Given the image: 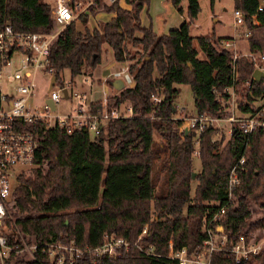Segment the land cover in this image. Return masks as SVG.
Segmentation results:
<instances>
[{
    "label": "trees",
    "instance_id": "obj_1",
    "mask_svg": "<svg viewBox=\"0 0 264 264\" xmlns=\"http://www.w3.org/2000/svg\"><path fill=\"white\" fill-rule=\"evenodd\" d=\"M99 1L88 11L101 8L114 16L82 31L75 29L73 20L68 22L48 44V65L56 77L66 69L73 79L91 72L99 63L101 44L106 43L115 61H126L132 85L102 102H90L87 110L116 107L121 112L128 103L132 115L109 116L95 136L82 129L38 124L34 162L15 177L9 203L14 223L40 242L72 241L74 246L92 249L102 243L104 234L127 242L112 256L85 253L73 264H176L166 256L168 241L172 248L184 247L187 252L200 245L205 235L202 220L209 214L206 202L212 209L223 204L224 176L242 157L239 182L218 225L228 237L247 235L255 242L264 232V129L244 135L232 127L226 137L215 136L216 129L210 126L195 135L179 131L180 120L173 117L177 109L172 84L189 85L194 109L189 116L227 117L223 89L230 85L238 115H256L261 107L257 102L264 95V71L256 79L251 75L256 55L264 52V0H232L248 29L249 54L223 47V38L211 31L194 38L201 58L188 32L199 9L197 0H186L185 19L162 34L139 26V10L147 0H125L128 9L116 1ZM170 2L180 11L179 0ZM5 23L18 30L54 29L50 7L43 0H0V28ZM126 44L137 51L130 52ZM153 96L159 101L153 102ZM195 149L200 168L191 177ZM256 211L260 214L253 217ZM148 246L151 251L146 253ZM210 261L264 264V251L240 263H234L229 252L214 251ZM13 264L46 263L16 259Z\"/></svg>",
    "mask_w": 264,
    "mask_h": 264
},
{
    "label": "built area",
    "instance_id": "obj_2",
    "mask_svg": "<svg viewBox=\"0 0 264 264\" xmlns=\"http://www.w3.org/2000/svg\"><path fill=\"white\" fill-rule=\"evenodd\" d=\"M69 0H54L51 17L57 25L55 32H38L15 29L5 23L0 28V264H13L17 259L31 261L44 260L46 264H73L74 260L85 253L93 257L112 256L120 248L124 249L127 242L112 234H104L102 243L90 248L86 245L77 247L72 241L48 242L30 239L14 223L9 210L16 175L30 167L34 162L37 147V125L43 124L48 129L60 128L66 131L82 129L88 135L95 136L100 131L106 119L121 115H132L131 105H124L121 112L116 107H103L99 111L89 112L87 106L81 105L83 97L71 90L70 80H64L60 74L55 76L54 70L48 65V44L53 36L68 22L74 19L76 12L68 5ZM108 3L118 0H104ZM74 6H78L76 3ZM261 6H257L259 10ZM234 26L242 27L240 36L246 38L248 29L244 26L242 12L232 8ZM225 48L232 43L223 40ZM254 69L264 71V52L256 55ZM120 72H127L126 66ZM46 78V93L41 102H35L36 76ZM54 79L51 81V77ZM251 78L252 75H251ZM247 83V81H246ZM66 91V96L62 94ZM223 93L227 96L226 103L229 115L225 118L213 117L206 114L175 117L180 120L179 131L191 132L193 135L204 127L218 128V122L228 121L227 135L232 127L240 133L248 135L256 129H264V107L261 106L256 115L234 117V89L226 86ZM74 97L77 102L66 111H57L60 99L68 100ZM159 96H153L152 101H159ZM49 100L52 107L46 102ZM126 111V113H125ZM198 139H194L196 145ZM193 153H196L195 149ZM242 157L233 162L224 176L225 200L222 205L212 209L211 203L206 202L208 215L202 220L205 233L198 247L187 252L184 247L172 248L168 241L166 256L176 264H211L210 256L214 251L229 252L234 263H240L249 255H257L264 251V233L255 241L247 235L228 237L221 231L220 220L226 205L231 201V192L239 182L238 174L242 170ZM144 229L141 230V233ZM151 251L148 246L146 253Z\"/></svg>",
    "mask_w": 264,
    "mask_h": 264
},
{
    "label": "rangeland",
    "instance_id": "obj_3",
    "mask_svg": "<svg viewBox=\"0 0 264 264\" xmlns=\"http://www.w3.org/2000/svg\"><path fill=\"white\" fill-rule=\"evenodd\" d=\"M49 1V0H46ZM198 1V12L193 19L192 23L189 25V34L191 36H197V35H205L210 33V30L213 29L216 35H222L225 40L231 42L230 35L234 29V24L232 22V17H231V11H232V0H212L210 3V0H197ZM118 3V1H116ZM99 4H106L108 2L104 0H100L98 2ZM186 1L184 2V4ZM146 10H142L140 12V16L143 19V21L147 24L148 20H150V28L152 30H155V32H165L166 29L164 27L170 24V19L167 17V10L169 9L168 7V0H147L146 3ZM181 3H178V6H180ZM160 6L165 7L166 12H157L160 8ZM186 7V4H185ZM101 9V8H100ZM79 10H76L75 17H77L79 20H81L84 16L83 13L78 12ZM177 9H175V12ZM93 13V12H90ZM176 14H178L176 12ZM98 24V23H97ZM165 30V31H164ZM240 31L241 28L235 29V37L236 38V44L231 46L230 49L235 52V53H240L238 50H244V43L242 37H240ZM194 43V42H193ZM195 47L196 43L194 44ZM234 47L233 50L232 48ZM198 50V48H197ZM104 52H101L100 56L102 58ZM197 57L201 58L202 53L198 50L197 51ZM125 62V61H123ZM121 63V65H125V63ZM100 66L101 63H98L96 66ZM120 65V66H121ZM98 66V67H99ZM92 71V70H91ZM88 73H84L82 75L75 76L73 79H69L68 71L66 69H63L60 72L61 78L64 80H70L71 84L74 85L75 90H79L78 93L80 94V87H77L81 82L87 84L86 82L83 81V78L88 81L87 78L91 77L92 75H88ZM75 80V81H74ZM90 81V79H89ZM36 90H35V102H41L43 99V96L46 93V87H47V82L46 78L43 77V75L39 74L36 76ZM83 89H87L86 85H82ZM173 88L175 89V97L173 99V103L176 106V111L174 113L173 117H186L191 114L194 109H193V97L191 90L189 88V85L186 83H173L172 84ZM101 85H93L90 89V96L95 94V92L98 90L100 91ZM86 93V91H85ZM235 97V96H234ZM85 101L81 103L83 106L86 104L88 98L85 97ZM77 102V100L74 97H70L68 100L66 99H60L59 103L56 106L57 111H66L67 108L71 105H74ZM262 102L264 103V97ZM126 113V111H125ZM234 117L239 116L238 112L236 110H233ZM218 128L216 129L215 136L218 135H223L224 137L227 136V129L230 125V123L226 120L218 122ZM91 136V135H90ZM155 140H158V135L154 134ZM28 168V167H27ZM24 169L25 171L27 170ZM200 168L199 160L196 155V153H193L191 156V169L194 173H196ZM161 176V173L158 172L157 177L159 178ZM155 179V187H158L160 185V180ZM16 182V180H14ZM193 186H194V180L191 181L190 183V190H189V196L192 195L193 191ZM190 201V200H189ZM186 205V204H185ZM184 205V207H185ZM183 207V208H184ZM260 214V211H256L253 214V217L257 216ZM264 233V232H263ZM261 233V235L263 234ZM260 235V236H261ZM259 236V237H260Z\"/></svg>",
    "mask_w": 264,
    "mask_h": 264
},
{
    "label": "crops",
    "instance_id": "obj_4",
    "mask_svg": "<svg viewBox=\"0 0 264 264\" xmlns=\"http://www.w3.org/2000/svg\"><path fill=\"white\" fill-rule=\"evenodd\" d=\"M43 1L48 4V6L50 7V11H51V9L53 8V5H54V0H49V1L43 0ZM94 1L95 0H69L68 1V5L73 10V12H76V10L78 9L79 10L78 12H81L84 14V16L81 20H79L77 17H74L73 23H74V27L76 30L82 31L84 27L91 29V28L95 27L97 25V23L107 21L114 16L113 12L105 11L102 9H97L93 13H90L88 11L89 10L88 6L89 5L92 6ZM185 1L186 0H179V3H181V5L179 6L180 11H176L178 13V14H176V12H175L176 8L173 7L170 0H168V6H169L168 8L169 9L167 10V12H168L167 17H169V19H170V24L168 26L166 25L164 27V29H166V31L164 30L165 32H161V31L155 32V30L151 29L153 31V33L162 34V33H166L169 29L177 28L179 26V24L186 17V15H185V4L186 3L184 4ZM76 3H78V6H74ZM117 5L122 7V8H126V9H128L130 7V4L126 3L125 0H118ZM142 10H146V5L143 4L139 10V14H138L139 26L143 27V28L150 27V20H148V23L146 24L140 16V12ZM157 12H163L164 13V12H166V9L163 6H160V8ZM53 23H54V21H53ZM53 28L54 29L52 32H55L58 29L57 25L55 23H54ZM237 28L242 29V27L234 26V29L230 35V38L232 40L231 41L232 46L236 44L235 39L238 38V37L234 38L235 37L234 31ZM211 31L213 32L215 37L223 38V37H221L222 35H216L213 29H211L210 32ZM188 32H189V28H188ZM134 35L140 36V34L138 32H135ZM191 37H192V45L195 47L194 38L196 36H191ZM242 39H243V43H244V47H243L244 50L240 49L238 51L244 55L249 54L247 44H246V40L243 37H242ZM223 40H225V39L223 38L221 41H223ZM126 48L132 53L137 51L136 47H133L129 44H126ZM232 49L235 50L234 47ZM101 52H104L102 58L99 55V63H101V65L100 66L98 65L99 67L95 66L92 69L90 74H88V75H92L91 77L87 78L88 81L83 78V81L86 82L87 84L81 82L79 85H77V87H80V89H81L80 95L83 97V101H85V99H86L85 97L88 98L86 104L83 105L84 107H86L87 104H89L90 102H96V101L102 102V101H104V99L107 96L115 94L120 88H122L124 86H131L132 85V80H131L130 76L128 75V73L127 72H120L121 68L126 66V64H127L126 61L125 62L115 61L112 57L111 49L106 43L101 44L100 54H101ZM122 62L125 63V65L122 66L121 65ZM89 79H90V81H89ZM115 79L120 81V83H121L120 88H116L112 84V82ZM83 84L86 85L87 89H85V90L83 89V86H82ZM96 84L101 85V89H100V91L97 90L93 96H92V94L90 96V89L93 85H96ZM71 90L76 91L74 88V85H72V84H71ZM78 91L79 90H77L76 92L78 93ZM85 91H86V93H85ZM263 97H264V95L262 96V98L257 103L260 106L264 107V103L262 102ZM124 105H128V104L126 103Z\"/></svg>",
    "mask_w": 264,
    "mask_h": 264
},
{
    "label": "water",
    "instance_id": "obj_5",
    "mask_svg": "<svg viewBox=\"0 0 264 264\" xmlns=\"http://www.w3.org/2000/svg\"><path fill=\"white\" fill-rule=\"evenodd\" d=\"M261 74H262V72H261L260 70L254 69V70L252 71V77L255 78V79L258 78ZM53 79H54V76L51 77V81H52ZM112 84H113L116 88H120V87H121V83H120V81L117 80V79H115V80L112 82ZM62 94H63V96L65 97V96H66V91H65V90H62ZM46 102L50 105V107H52V105H51V103L49 102V100H47ZM193 175H194V172L191 173V177H193Z\"/></svg>",
    "mask_w": 264,
    "mask_h": 264
}]
</instances>
